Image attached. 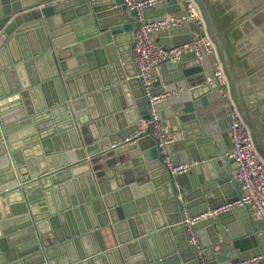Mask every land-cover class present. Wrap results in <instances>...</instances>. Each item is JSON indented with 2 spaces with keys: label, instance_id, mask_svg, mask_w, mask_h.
I'll return each mask as SVG.
<instances>
[{
  "label": "water",
  "instance_id": "95a60500",
  "mask_svg": "<svg viewBox=\"0 0 264 264\" xmlns=\"http://www.w3.org/2000/svg\"><path fill=\"white\" fill-rule=\"evenodd\" d=\"M194 1L264 160L228 59L230 35L218 29L211 9L219 0ZM250 1L264 13V0ZM174 7L186 4L169 1L145 17L161 20ZM90 15L95 32L81 37L77 23ZM140 26L124 0H0V264H200L184 209L191 218L213 214L194 226L206 264L264 254L262 222L256 232L244 208L217 212L239 195L221 123L229 109L219 84L207 83L208 57L187 53L179 63H163L164 87L156 83L152 91L169 95L156 105L159 119L179 125L172 164L193 165L173 174L155 138L148 136L155 147L146 148L147 135H137L145 126L149 132L152 120L133 61ZM200 31L193 22L161 34L180 46ZM257 93H247L250 103ZM215 102L222 105L208 110ZM228 243L234 252L226 253Z\"/></svg>",
  "mask_w": 264,
  "mask_h": 264
},
{
  "label": "built area",
  "instance_id": "2783aa9c",
  "mask_svg": "<svg viewBox=\"0 0 264 264\" xmlns=\"http://www.w3.org/2000/svg\"><path fill=\"white\" fill-rule=\"evenodd\" d=\"M169 1L173 0H124V5L128 10L137 11L138 20L141 24L135 34L133 61L138 71V78L141 80L149 99V109L152 117L149 124L150 131L148 132V126H145L137 135H147L149 133L155 138L162 160L173 174L183 173L189 169L187 165L175 167L172 164L169 147L174 144V140L171 136L170 127L159 119L156 107L160 101L166 100L169 95H152L154 86L158 82L154 73L165 62L179 63L183 54L195 53L200 60L208 57L215 63V68L213 69L212 77L208 78L207 83L219 84L223 93L222 98L227 102L229 109L230 148L225 153V157L228 161H233L235 164L236 172L231 173L230 176L237 187L239 195L237 201L219 209L217 212L220 213L242 207L246 210L251 220L262 222L264 231V160L256 148L250 127L244 121L231 97L229 82L224 74L215 44L207 33L198 5L194 0H176L179 4H186L181 14L166 15L161 20L152 21L145 17L147 9H156ZM193 22L198 23L201 31L199 34L194 35L189 43L166 47L156 39V36L163 31L184 29ZM131 140L132 138L119 142L111 148L117 149ZM209 215L212 216L213 214ZM207 217L208 214L191 218L186 209L182 212V224L185 228L188 243L197 252L200 264H206V262L203 257V249L194 231V226ZM263 259L264 254L234 264H259Z\"/></svg>",
  "mask_w": 264,
  "mask_h": 264
},
{
  "label": "crops",
  "instance_id": "0c3cea01",
  "mask_svg": "<svg viewBox=\"0 0 264 264\" xmlns=\"http://www.w3.org/2000/svg\"><path fill=\"white\" fill-rule=\"evenodd\" d=\"M206 1L210 2L212 0ZM252 6L253 3L250 0H219L218 2L211 4V9L214 14L218 29L221 32L223 31L224 33H226V35H230L231 39L229 40L230 47L228 50V59L230 64L234 68V73L236 76L235 81L236 83H238V93L240 95H243L246 102L248 103V114L264 143V13L259 12V10H256L255 8H252ZM183 11L184 9L174 7L173 13L167 16L179 15ZM157 19L158 17L151 16V20ZM77 24V29H79L77 33H79L78 35L81 37H85L86 35L95 32L93 26L95 24L93 15H90L85 20H82V22L78 21ZM161 33L156 36L157 41L161 44H167L170 42V44L172 45L173 43L171 41V36L166 37ZM183 35V33L180 34V36ZM258 47H260V49H258ZM210 62L212 68L214 69L215 63L211 60ZM164 74H167V71L166 69L162 68V66L154 73V75L158 79L157 83L160 86L159 88L164 87ZM250 91H258L257 100L252 101L251 103L249 102L248 97L246 98L247 93ZM231 97L235 104L237 101L239 104L241 103V99H237L235 101L236 97L232 95V92ZM220 105H222L221 102H215L207 109L212 111L214 108L217 109L218 107H220ZM221 123L226 132L229 134V117H223ZM167 125L170 127L171 136H173L174 133L179 130V125L177 122L168 120ZM150 135L151 134L148 133L147 136L143 137L142 139L144 147L146 148L155 147L154 140L148 137ZM228 144H230L229 138ZM123 157H125V160L128 159V155H125ZM104 164L105 163L101 164V166L98 167H105ZM182 165H187L190 168L193 163L190 161ZM228 167L230 169V174L236 172L235 165H233L232 167L229 165ZM142 183L143 180L138 182L139 185H141ZM209 217L211 216L208 214L207 218ZM251 222L254 230L258 232V227L260 226L259 222L255 220H251ZM259 247H262L261 243H259ZM225 249L226 253L234 252L231 243L226 244ZM245 251L250 252L249 249Z\"/></svg>",
  "mask_w": 264,
  "mask_h": 264
}]
</instances>
